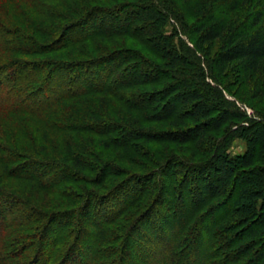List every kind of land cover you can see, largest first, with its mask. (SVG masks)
Returning <instances> with one entry per match:
<instances>
[{
	"label": "trees",
	"instance_id": "obj_1",
	"mask_svg": "<svg viewBox=\"0 0 264 264\" xmlns=\"http://www.w3.org/2000/svg\"><path fill=\"white\" fill-rule=\"evenodd\" d=\"M0 119V264H264V0H0Z\"/></svg>",
	"mask_w": 264,
	"mask_h": 264
},
{
	"label": "rangeland",
	"instance_id": "obj_2",
	"mask_svg": "<svg viewBox=\"0 0 264 264\" xmlns=\"http://www.w3.org/2000/svg\"><path fill=\"white\" fill-rule=\"evenodd\" d=\"M25 8H23L21 10L20 9L13 10V11L12 10H8V11H6V13L10 17L16 18V19H19V18L22 19V18H24V17H22L23 15H25L29 19L34 18L35 16L40 17V15L36 14L37 12H33L34 10L28 11L30 9H27V8L25 9ZM35 11H37V10H35ZM17 120L23 121L22 118H19ZM0 121H2V120L0 119ZM12 126L13 125H11V124L10 125L9 124L7 125V127H10L8 129H11ZM29 131H31V134H32L31 137H33L34 139H37V138L38 139H40V138L42 139L44 137L43 134L45 132V128H44V125H42L41 123L38 124L37 122H35L33 125L31 124L30 129L28 130V132ZM95 137H97V136H95ZM43 139H46V140L48 139V142H50V144L47 143V142L46 143L45 142H42V143H38V147H42V144L44 146H46V147H56V145H58V142H61L63 140V139L57 138L55 135L54 136L53 135H50V136L47 135V137L46 138H43ZM43 139H42V141H43ZM46 140H44V141H46ZM23 142L24 143L25 142L26 143L27 142H30L32 144V142L30 141V139H27V138H25V140ZM93 143L95 144L96 142H93ZM245 151H246V142L244 140H237V141H235L234 144H233V146H232V148H231V150H230L231 154L232 155H235V156L244 154ZM134 259H136V257Z\"/></svg>",
	"mask_w": 264,
	"mask_h": 264
}]
</instances>
